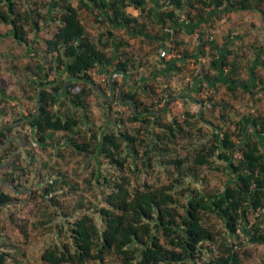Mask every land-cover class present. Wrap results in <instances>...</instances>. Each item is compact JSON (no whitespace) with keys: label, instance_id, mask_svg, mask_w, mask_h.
Masks as SVG:
<instances>
[{"label":"trees","instance_id":"obj_1","mask_svg":"<svg viewBox=\"0 0 264 264\" xmlns=\"http://www.w3.org/2000/svg\"><path fill=\"white\" fill-rule=\"evenodd\" d=\"M145 1L0 0V20L11 26L10 34L27 47V56L31 57L24 73L32 92L28 99H35L36 111L20 116L19 126H28L34 142L41 147H46L57 132H63L74 154L85 157L86 161L94 160L92 174L86 178L88 187L80 189L69 174L58 171L57 175H50L46 184L38 185V192L34 191L35 197L39 194V212L42 211L44 217L39 224L47 225L46 231L53 235L39 253L42 264H106L110 257L119 264H243L248 246L264 244V116L243 117L238 122L242 127L238 141L233 137L235 133L214 121H206L207 109L213 113L220 106V102L213 101L218 91V87L211 84L214 78L231 66L228 78L235 85H230L229 89L235 92L236 83H240L236 77L237 63L218 54L220 47L214 37L210 38L208 30L202 29L198 38L203 56L207 54L206 46L210 51L208 67L204 66L203 74L199 73L203 76L198 74L197 77L199 90L201 92L205 85L213 89L211 95L201 100L203 111H187L184 122L177 118L165 121L163 113L172 93L147 105L146 100L141 99L140 90L152 93V83L144 82L135 91L125 90L115 74L113 77L110 74L112 92L119 89L115 101L124 102L131 109L127 119L118 117V128L112 127L101 136L93 128L89 137L88 131L82 128L84 123L90 122L87 98L92 93L104 97L99 85H95L92 69L112 64L111 71L125 77L139 73L134 71L136 54L116 35V28H124L132 37H137L136 33L146 35L152 43L163 36H175L173 44L182 50L172 45L168 50L179 52L181 56H174L166 64L169 71L174 66L178 71L179 61L193 56L184 48V38L179 36L184 26L186 34H191L199 27L198 20H206L205 17L214 14L210 13L212 9L214 12L226 3L225 11L246 9L256 2L162 0L156 11L147 8ZM130 5L140 9L138 16L127 11ZM189 8H198L199 12L192 13ZM220 15L219 12L217 17ZM88 19L94 23L107 22L109 27L106 25L105 32L95 38L86 26ZM182 19L191 23H182ZM206 21L209 27L214 26L209 19ZM165 25L171 26V33ZM149 26L158 28L153 37ZM45 27H51L49 34L37 38ZM30 34L36 38L29 39ZM156 47L158 51L161 43ZM164 54L159 63L165 59ZM181 65L185 62L181 61ZM158 70L155 67L151 73ZM134 80V84L141 81ZM162 100L166 105L156 108ZM4 101L3 95L0 102ZM4 114L0 109V115ZM226 115L221 113L218 118H226ZM127 122L132 125L128 126ZM198 122L208 123L210 131L205 134L203 127H197ZM248 124H252L254 133L245 132ZM12 126L1 125L0 121V166L7 164L12 155V148L5 142L6 138L11 139L7 132ZM188 138L195 142L189 145L186 155H182L174 146L178 144L186 149L182 140ZM19 139L21 141V137ZM13 143L12 140L10 144ZM237 151L241 153L239 158L235 156ZM21 157L18 154L14 165L2 173L8 181L5 187L13 191L28 188L13 174L23 169ZM103 159L112 167L111 174L102 173ZM218 160L225 162L223 168L230 175L224 188L206 191L194 186L192 179L199 180L200 169L222 167ZM34 161L32 156L27 166H32ZM48 164L44 162L37 169L40 178L43 170L49 168ZM12 198L9 192L2 190L0 206L1 203L9 206ZM253 214L261 215L260 219L251 221ZM11 219L13 223L19 221L15 215ZM24 222L27 225V220ZM26 227H21L23 233L20 234L25 246L31 235V227ZM24 255L26 250L20 244L16 247L0 241V264H8L14 257L19 260Z\"/></svg>","mask_w":264,"mask_h":264},{"label":"rangeland","instance_id":"obj_2","mask_svg":"<svg viewBox=\"0 0 264 264\" xmlns=\"http://www.w3.org/2000/svg\"><path fill=\"white\" fill-rule=\"evenodd\" d=\"M160 3H162V0H160ZM226 8L227 3L226 5L224 4L223 7H220L218 9L219 11H221L220 14L224 17L228 14L227 12L230 11H224L226 10ZM190 9L192 13L199 12L198 8H189V10ZM184 15L187 16L186 13H184ZM232 17V21H234V19L237 21V25H235V31H238L241 36L245 34L246 41H255V39L260 42L263 41L261 37L264 35V0L256 1V10L245 9L236 14L234 13ZM141 21L144 22V19H141ZM85 22L89 32L95 38H98L101 33L105 32V30L107 29L106 25H109L107 22L103 24L99 22L94 23V21L89 19ZM205 25L208 27L207 24H200L197 30L191 33V36H189L187 40H184V48H187L191 52L192 45L199 41V39H196V41L194 39L197 38L196 34H198V32L200 33L202 29L205 30V28H203L205 27ZM213 25V27L211 26L207 28V32H213V35L215 36V34L218 33V30L221 29V24L218 25L214 23ZM165 27L167 28L168 32L171 33V26L165 25ZM48 29H51V27H45L44 29H41V31H39L37 34V38L46 37L49 34ZM157 29V27L154 28L152 26H149V33L154 34L156 33ZM10 31L11 26L0 20V97L4 95L6 98V101L0 102V109H3L5 112L4 115H0V121L1 125H13L12 130L7 132L8 136H10L11 139L7 140L6 138L7 141L5 140L6 145H9L12 148V155L9 156L7 164L0 166V193L2 190H4L7 193L9 192L13 197V200L11 201L9 206L5 207L6 204L3 203H1L0 206V241L3 242V244L6 243L16 245V247H19L20 244V247H23V249L26 250V255H24V257H20L21 260L20 258L19 260H16V257H18L17 250L16 257L10 259V261H8V264H42L39 253L44 245L47 244L48 241L53 237V235L51 233H48L49 231H46L47 225L44 226L39 224L40 221L44 219V217L41 216L42 211L39 212L41 209L40 198H38L39 194L38 197H35L34 191L38 192L39 186H41V182L43 185L46 184L50 175H57L58 171H64L69 174L72 179L79 183L80 189H84V186L88 187L89 181L86 178L90 177V175L92 174V170L94 169V160L91 159L86 161L85 157L74 154L73 148L68 146L66 136L63 134V132H57L55 137L51 140L50 143L47 144L46 147H41L34 142V139L31 136V130L28 126H19V124L22 123L18 121L20 116L28 115L30 114V112L36 111V108L35 99H28V95H31L32 92H30L28 80L26 79V75L24 73L26 65H29V63L31 62V57L27 56V47L25 45L19 44V42H16L12 34H10ZM115 33L123 39V42L128 43L129 46L127 47V49L132 53H135L137 56L138 60H136V70L134 71H138L139 73L134 77L131 76L132 82L134 83V78L139 79L141 75H143L147 76L148 79L141 80V84L148 81L149 84L152 83L154 85V90L152 93L151 90L149 92L140 90L141 99H145L147 105L161 97L167 98L169 96V93H172L173 97L170 98L169 103L167 104V110L165 113H163V118L165 121H171L173 120V118H177L178 121L184 122V120L187 118V111L191 113H198V105H187L185 103V100H182L181 96L179 97L178 94L180 93V91H182L181 87L185 85V79L187 77L191 78V76L194 75V77L192 78L195 79L198 77V74L200 72L203 73L202 68L206 65V63H208L210 58L209 55L208 57H205L203 59L198 58L197 60H191L188 59L190 58L188 57L185 65L183 66L181 65V61H179L181 68L177 74H165L164 76L160 74L156 76V78L158 79L155 78L154 80H152L150 78V71L153 68L156 67L157 69H162L166 67L165 65H167V61L165 59L160 63L158 62V60L163 59L161 56L162 51H164L165 54L166 52H172H168V49L170 45L174 46L172 39L175 38V36L171 37V35H169V37L165 38L166 40H158V42L161 43L162 47L157 51L156 46L158 42L152 43L149 42L148 39L132 37L128 35L127 32H125L124 28H116ZM182 34V32L179 33V36L181 37ZM35 38L36 36L34 34L29 35V39ZM239 45L236 46L238 47ZM174 48L178 51L182 50V48L180 47H178L177 49V47L174 46ZM139 62H141L142 65H138ZM111 70L112 64L104 67L98 66L92 69L90 72L95 85H99L104 97L99 96V94L97 93H92L91 96L86 100V112L90 122L89 124L84 123L82 125V128L88 131L89 137L92 135L94 130L99 131L101 136L105 131L111 129L112 127L118 128V122L116 121L118 117H124V119L126 120L131 111V109L126 106L124 102L119 104L117 100L115 101V99L119 95V89H115L114 92H112L111 90V79L109 76L110 74H112ZM196 71H199V73ZM195 72L196 76L194 74ZM258 73L257 76L259 78L260 76L262 77L264 75L263 72ZM240 75L243 81L249 79L247 72H241ZM248 84L251 85V81H249ZM259 84L260 83H258V85ZM135 85L136 87H138V89H140L139 82H136ZM215 94L216 96L213 98V101L216 100V102H220V106L217 107V111L213 113L210 110L208 111L207 109V111L205 112L206 116L204 117L205 119H207L206 121H214L215 124H220L223 129L226 130L227 128V130L235 133L233 137L238 141L240 139L238 133L242 129V127H240L238 124L239 121H242L240 115L245 113L244 111L248 108L247 105L248 103H250V101H252V98L251 96L243 92L242 86L238 87L235 92H232L229 89L227 93L219 88ZM198 97H202L201 93ZM112 100H114L113 104ZM257 101L258 100H256V103H254V106L258 109L255 116L259 118L263 116L258 113L260 112L259 108H262L263 105H257ZM109 102L111 103L110 107L108 106ZM165 105V100H162V102L158 103L155 107L161 109ZM251 108H253V104ZM221 113L227 114L226 118L219 119L218 116ZM207 124L208 123L206 122H198L197 127H203L204 133L207 134L210 131ZM127 125L131 126L132 123L127 122ZM89 127L92 128L89 129ZM20 137L21 141L19 139ZM12 140L14 141V143L11 145L10 143ZM18 141L20 142V144ZM193 142H195V140H190L189 138L183 139L182 143L186 145V149L178 144L174 147L179 150L182 155H186L187 150L190 147L189 145L193 146ZM18 154L22 155L21 167H23V169H18L13 174L15 177L20 179L22 183H24V185H26V187L28 188H21L20 191H13L14 189L12 190L5 187L8 181L5 180V176L2 173H4V169H6L7 167H9L10 165H14V160ZM32 156L35 161L32 166L28 167L27 165L29 161H31ZM235 156L236 158H239L241 156V153L237 151ZM44 162L49 163V168H47V170H43L44 175L40 178L37 174V169L41 168V166L44 165ZM218 163H220V165L222 166L219 170H214L207 167H203L202 169H200L199 180L196 181L195 179H192V181L194 182L193 185L199 187L200 189H205L206 191H217L224 188V186L229 181L230 175L229 172L225 171V169L223 168L225 162L218 160ZM32 167L35 168L32 169ZM31 169L32 171H30ZM101 170L104 174L112 173V167H110V164L105 159L102 160ZM161 177L164 180L166 178L162 173ZM78 192H80V190ZM85 195L87 196L88 193H86ZM73 197H75V193H73ZM12 215L18 217L19 221L13 223L11 219ZM260 217L261 215L259 214H253L251 215L250 219L251 221H256L259 220ZM23 220H27V225ZM22 226H27L26 228L31 227L29 243H27L26 246L22 245L23 240L20 238V234L23 233V231L21 230ZM246 250L247 253L245 254L243 264H264V244L250 245ZM93 264L98 263L94 262ZM106 264H119V262L116 259L110 257Z\"/></svg>","mask_w":264,"mask_h":264},{"label":"crops","instance_id":"obj_3","mask_svg":"<svg viewBox=\"0 0 264 264\" xmlns=\"http://www.w3.org/2000/svg\"><path fill=\"white\" fill-rule=\"evenodd\" d=\"M257 1V0H256ZM145 4H146V7L147 8H154L157 10H159V4H160V0H146L145 1ZM220 7H223V6H220ZM248 9H252V10H256V2L254 4H252L251 7L249 8H246V10ZM242 10H245V9H242V8H236L234 10H231L229 12H227L228 14L224 17V16H219L217 17V14L221 11L219 10H216L213 12V9L210 13H214L212 14L211 16H207L205 17L206 20H210V22H213V24H218L220 25V30H218V33L215 34V40L216 42L218 43L220 49L218 50V54L224 58H226L229 62H236L237 63V67H238V74L236 75L238 81H240V83H236L237 87H240L242 86V89H243V92L248 94L249 96H251L252 98V101H250V103H248V108L244 111L245 113L241 114V119L243 120V116L247 117V116H250V115H256V111L258 110L257 107L254 106V103H256V100L257 101V105L258 104H262L263 107L262 108H259L260 113L261 115L264 116V75L260 78L257 76V73L258 72H263L264 73V35L261 37L262 38V42L258 41L255 39V41H246V38H245V34L241 36V34L238 32V31H235V25H237V21L234 19V21H232L233 17L232 15L235 13H238ZM127 11L133 15V16H138L140 14V9L139 8H136L134 5H130L127 7ZM225 11V10H224ZM155 15V14H154ZM215 15V16H214ZM231 16V18H230ZM238 16V14H237ZM224 17V18H222ZM155 18L158 19V17L155 15ZM221 19V20H220ZM206 20H198L197 23H200V24H207L208 25V21ZM157 21V20H156ZM182 23H186V24H189L191 22H189L188 20L187 21H184L183 19L181 20ZM227 22V23H225ZM159 24V23H158ZM209 27V25H208ZM206 25L205 28L206 30H208V28ZM186 28L184 26V29L182 31V35L181 37L184 38V40H187L189 36H191L190 34H186ZM135 34V33H134ZM141 39H146V35H143V34H139V33H136ZM150 35L155 36V33L152 34L150 33ZM169 37V36H168ZM165 36L162 37V39L164 40ZM167 38V37H166ZM256 38V37H255ZM196 41V40H195ZM240 44V45H239ZM236 45H239L238 47ZM194 48V50H193ZM209 49V46L205 47V51H206V56H203V52L201 50V46H200V42H196L194 43V45H192L191 47V53H193V56H191L190 58L188 59H191V60H197L198 58L199 59H203L205 57H208V53H210V51L208 50ZM168 52H170V50H168ZM164 54V51L161 52V56H163ZM165 56V60L166 61H170L171 59H173L174 56H177V57H180L181 54L178 52L177 55H172V52L171 53H167L164 54ZM117 58L115 57V60L116 61ZM187 58H185V60H181V61H184L186 62ZM210 60V58H209ZM209 65V61L208 63H206L205 67L207 68ZM166 67L158 70V71H155L154 73H151L150 71V78L152 80H154L156 78V76L162 74L163 76L165 74H177L178 71H176V68L175 66L172 68V70H168L169 69V64L165 65ZM232 67L231 66H227L225 67L224 69V72H221L219 73L215 78H214V81H212L211 84L215 85L216 87H218V89H222L223 91H225V93L228 92L229 90V86L230 85H235V83L232 82V79L228 78V74H229V71ZM200 71V70H199ZM199 71H196L199 73ZM196 72L194 73L195 76H196ZM241 72H247L248 73V78L249 79H246L244 80L245 83H243L242 81V78H241V75L240 73ZM212 73H214V70H212ZM211 73V74H212ZM113 74H115V78L119 81L120 85L122 88H125V90H133L135 91L136 90V85L132 82V78H128L123 76L121 73L117 72V73H114V71H112V77H113ZM201 74H203L201 72ZM259 74V73H258ZM200 75V74H199ZM203 75H200L199 77H201ZM146 78L148 79L147 76H143L141 75V77L139 79L142 80V78ZM192 77H194V75L190 77H187L185 80H186V83L182 88V91H180V93L178 94L179 97L181 96V99L182 100H185V103L187 105L191 104V105H198L199 106V113L203 110V103H202V99H205L204 97L200 98L198 97L199 94L201 93L200 90H199V80H197L198 78H195L193 79ZM158 79V78H156ZM191 81V82H189ZM251 81V85L248 84V82ZM258 83H260L258 85ZM141 84V82H140ZM146 91V90H144ZM202 96V95H201ZM200 98V99H199ZM263 101V102H262ZM262 102V103H261ZM184 103V104H185ZM252 104H253V108L252 107ZM256 108V109H255ZM255 129L254 127L252 126V124H248L247 127H246V133H254Z\"/></svg>","mask_w":264,"mask_h":264},{"label":"built area","instance_id":"obj_4","mask_svg":"<svg viewBox=\"0 0 264 264\" xmlns=\"http://www.w3.org/2000/svg\"><path fill=\"white\" fill-rule=\"evenodd\" d=\"M209 36H210V38H213V32H209ZM196 37L197 38H194L195 40L196 39H198L199 38V32H198V34H196ZM174 52H175V54H174ZM172 55H177V53H176V51H172ZM213 93V89L212 88H210L209 86H206L205 85V87H204V89L201 91V95H202V97H204V98H207L209 95H211Z\"/></svg>","mask_w":264,"mask_h":264}]
</instances>
